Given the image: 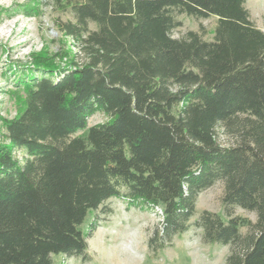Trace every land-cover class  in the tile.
<instances>
[{
    "label": "trees",
    "instance_id": "trees-1",
    "mask_svg": "<svg viewBox=\"0 0 264 264\" xmlns=\"http://www.w3.org/2000/svg\"><path fill=\"white\" fill-rule=\"evenodd\" d=\"M246 1L62 4L74 21L60 30L84 59L61 69L56 55L34 54L18 81L25 97L0 144V264L85 253L98 220L82 226L112 198L160 208L163 237L184 234L199 194L218 182L224 217L203 211L194 226L230 247L225 264H264V32ZM183 14L216 17L213 41L175 38ZM99 112L108 121L88 127Z\"/></svg>",
    "mask_w": 264,
    "mask_h": 264
},
{
    "label": "rangeland",
    "instance_id": "rangeland-1",
    "mask_svg": "<svg viewBox=\"0 0 264 264\" xmlns=\"http://www.w3.org/2000/svg\"><path fill=\"white\" fill-rule=\"evenodd\" d=\"M66 1L0 0V144H9L3 120L14 118L22 107L25 94L18 81L27 75L26 66L32 67L29 63L33 55H56L55 62L61 69L73 68L71 61L84 59L77 43L60 30L62 22L74 21L70 8L62 5ZM246 8L251 20L264 32V0H247ZM178 20L182 26L173 32L175 38L194 31L213 41L216 17L198 19L183 14ZM90 27L96 29L95 24ZM34 74L37 78L44 76L37 71ZM107 121L108 117L99 112L89 118L88 127ZM219 131L221 143L234 142ZM77 135L85 137L87 131ZM27 156L23 150L14 151L20 162ZM223 196L222 182L200 193L189 231L172 238L163 237L160 208L130 206L122 198H112L98 211L91 212L82 226L87 232L88 226L98 220V228L87 238V251L53 257L54 264H225L230 247L205 243L202 230L194 226L203 211L224 217ZM108 209L112 213H105ZM236 214L252 222L257 220L255 213L241 208L236 209ZM241 232L247 233V228Z\"/></svg>",
    "mask_w": 264,
    "mask_h": 264
}]
</instances>
